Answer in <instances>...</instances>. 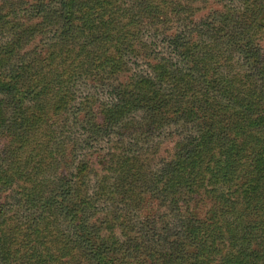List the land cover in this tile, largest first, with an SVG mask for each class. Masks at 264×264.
Instances as JSON below:
<instances>
[{
	"label": "rangeland",
	"instance_id": "1",
	"mask_svg": "<svg viewBox=\"0 0 264 264\" xmlns=\"http://www.w3.org/2000/svg\"><path fill=\"white\" fill-rule=\"evenodd\" d=\"M63 1L0 0V77H26L17 84L20 108L37 109L26 139L0 129V171L12 156L18 166L6 185L0 181V235L11 250L6 264H264V129L258 118L264 103L251 76L256 59L264 67V12L261 27L250 22L243 30L252 38V54L242 50L246 37L233 41L222 31L212 43L209 36L214 23L254 15L264 0H101L85 10L77 6L68 22L35 9L43 2L56 11ZM145 5L154 7L142 11ZM20 31L26 36L16 46ZM179 35L182 50L172 43ZM14 47V54L7 52ZM114 55L122 67L111 73L107 63ZM202 59L213 60V67L204 64L210 82L195 71ZM162 60L183 73L178 87L194 85L197 95L211 88L210 99L222 104L220 139L227 141L195 163L193 190L183 185L169 196L161 186H147L149 175L176 160L195 119L176 121L173 107L174 117L149 134L141 129L144 109L133 107L117 124L132 130L113 135L104 129L116 88H131L140 75L155 77L153 65ZM219 77L235 82L228 92L218 94ZM155 86L162 91L169 82ZM245 104L252 106L248 116L241 113ZM231 134L238 152L229 158ZM6 147L15 149L8 159ZM72 187L81 194L77 213L62 202ZM76 215L102 251L98 261L74 245ZM245 231L255 238L243 240ZM162 234L174 242L157 241Z\"/></svg>",
	"mask_w": 264,
	"mask_h": 264
},
{
	"label": "trees",
	"instance_id": "2",
	"mask_svg": "<svg viewBox=\"0 0 264 264\" xmlns=\"http://www.w3.org/2000/svg\"><path fill=\"white\" fill-rule=\"evenodd\" d=\"M99 1L101 0H92L91 2H84L83 0H80L77 3H74V0H65L61 2L60 8L56 9V11L53 10L52 7L45 6L42 4L43 2H40L39 4L41 6H39V4L35 5V9L37 11H43L45 17L47 18H62L64 21L68 22L71 20V17H73V13L77 9V6H79L80 9L82 8V10H85L83 8L85 4L91 6V4ZM152 7H154V5H145L143 7L140 6V8H142V11L147 10V12H150ZM91 9L94 10L95 8ZM176 12H178V8L176 9ZM262 12H264V8L260 9L259 11L256 10L254 12V15H243L237 18L235 21H229L227 19L223 23H214L216 32L215 34L213 33L209 35L212 39L211 42H219V37L222 31H225V35L229 40L237 41V39L239 38H241L242 40L243 37H246L243 35L246 30L244 32L243 30L248 25V23L252 22L257 27L262 26L263 20L260 17V14ZM113 13H115V10L111 11L109 19L113 15ZM250 28L251 27H249L248 29L250 30ZM24 34V31L17 32L16 46H19L20 40ZM222 36L223 35H221V37ZM251 39V37H246L245 41L241 43L242 50L246 54H252L253 52L254 47L250 43ZM172 43H174V48L178 50L184 49L182 48V46L186 44L184 43V41H182V37L180 35L174 38V40H172ZM17 49L18 48L14 47L11 48V50L9 49L7 52L11 51L10 54H14ZM120 49L121 48L119 45L116 56L119 55ZM54 55V52L51 53V56ZM202 58H204V56H202ZM185 60L187 59H183V62H185ZM258 60L259 59H256L255 63L252 65V69L255 68L254 70L256 72L254 74H251V76L252 78H256L260 82V89H258V91L256 92V96L258 98V101L262 104V102L264 103V67L257 63ZM212 61L213 60L202 59L201 62H203V64L197 62L200 67L196 68L195 71H197L200 74L201 78H203L206 82L212 81V78L209 77V69L206 68L207 64H210L211 67H213ZM167 64L168 63L166 60H162L153 65L154 74H156L155 77L152 76V74L150 76L140 75V77L134 81V85L131 88H116L118 94L115 98V102H113L109 105V107L106 108L107 124L104 129H106L108 133L113 135L117 132L123 134L132 130L131 128H129V126L117 124H119V119L123 118L125 114L133 107H140L144 109L145 114L142 117L141 129L143 132L149 134L156 133L159 128L167 124V122L172 119V117H174L170 113L173 110V107L179 113L176 121L179 122L181 118L188 120L195 119L193 125L189 126L185 137L181 140L180 152L178 153L176 160L168 164L166 163L162 169H158L159 171H153L149 175L147 186H149L150 188H154L156 185L161 186V189L163 191H166L169 196L172 193L178 191L181 187H183V185H187L189 190H193L194 177L196 174L195 163L197 161H203L204 156L214 149V145H221L220 142L222 143L223 141H221L220 135L221 133H223V130L226 129L225 124L221 123L218 120V117L223 115L222 104L219 100H211L209 97L211 88L209 87L208 89H206L205 87L203 88L205 90L202 89L204 94L201 92L197 95L195 93H192L194 92V85L184 88L178 87L177 84L178 82H180V76L183 77V73H179V71L181 70H178V73L175 71V69L168 70ZM215 64L216 70L219 72V68L221 66L219 59H217V62ZM107 66H109V70L111 71V73L117 72L122 67L121 59H116L114 55L108 60ZM13 77L16 78V80H5L4 78L0 77V129H2L1 132L10 131L15 138L26 139L28 134L31 133L33 129V122H35L34 116L37 109H35L34 111L31 110L26 112L25 110H22V107L20 108L21 97L17 93V84L18 82H22V84H24V82L27 81V78L23 77L22 75ZM162 81H168L169 87H166L161 91L160 87L156 88L155 85L157 82L162 83ZM234 83V81L230 79H223V77H219L218 79H216V86L219 87L218 85H221L218 94L220 92H228ZM238 89L240 90V88H236L233 90L238 91ZM189 93L192 94L190 95ZM187 95H190L191 101H188L186 99ZM234 96L235 94L231 92V97L233 98ZM249 104L251 105L253 103ZM187 105L190 106L188 107ZM250 105H242L244 108L242 109L241 113L248 116V112L252 111V106ZM208 112L210 114L209 116H207ZM6 113L7 117L5 116ZM258 118L260 119L259 122L263 124L261 125V127L264 129V109H262V112L260 113ZM231 136L233 137V139L230 140L231 146L228 152L229 158H232L238 152V148L235 142L236 137L232 134ZM224 140H227V138H225ZM226 142L227 141H224L223 143L225 144ZM224 144H222V146ZM6 148V152L10 153L6 157L8 159L11 154L14 155L15 149L9 147ZM262 150L264 151V139L262 141ZM260 153L261 152L259 151L257 155L259 156ZM9 160L11 161V163L8 168L0 171V181H2V185H6L8 183L9 177L13 176L11 173H18V166H14L13 156L10 157ZM234 162L235 157L232 161V164ZM260 163L261 158L258 157V159H256L255 161V169L258 172L261 170ZM63 200V205H65L66 203L70 210L69 213H71L72 211L75 213L79 212L80 207L78 204L82 203L79 190H77L76 188L73 190V187L71 188V190H66L63 196ZM71 200H74V203H72V205L67 203V201L70 202ZM51 203L52 201L48 202V204ZM58 204L59 206L61 205V203L59 202ZM76 217V220H73V226L75 228V232L78 235V238L76 239V241H74V245L78 246L79 244V247H81L83 251L87 252V256L89 258L98 261L102 257V251H100L99 249H95L94 244L92 243V235H90L91 233L86 234V231L88 230H81L79 228L82 224H84L83 222H81V215H79V217L78 215H76ZM253 238H255V236L253 237L252 234L249 235V232L245 231L243 240H252ZM174 240L175 238L171 234H162L161 239H157V241L169 245L170 243H173ZM9 248L10 243H7L4 237L0 235V263L6 264V262H8V257H10L11 255V250Z\"/></svg>",
	"mask_w": 264,
	"mask_h": 264
}]
</instances>
